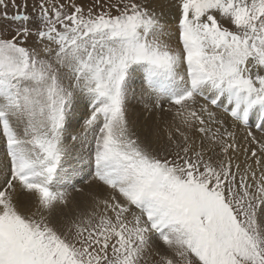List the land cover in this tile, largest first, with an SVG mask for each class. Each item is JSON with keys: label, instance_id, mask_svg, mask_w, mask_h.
Segmentation results:
<instances>
[{"label": "snow or ice", "instance_id": "obj_1", "mask_svg": "<svg viewBox=\"0 0 264 264\" xmlns=\"http://www.w3.org/2000/svg\"><path fill=\"white\" fill-rule=\"evenodd\" d=\"M0 264H264V0H0Z\"/></svg>", "mask_w": 264, "mask_h": 264}, {"label": "rangeland", "instance_id": "obj_2", "mask_svg": "<svg viewBox=\"0 0 264 264\" xmlns=\"http://www.w3.org/2000/svg\"><path fill=\"white\" fill-rule=\"evenodd\" d=\"M133 105H134V111H133V118L136 119L137 117H139V121L142 124L145 117H149L148 113H142V105L136 103L135 101H133ZM156 113L151 114L150 118H149V122H153L156 119Z\"/></svg>", "mask_w": 264, "mask_h": 264}, {"label": "bare ground", "instance_id": "obj_3", "mask_svg": "<svg viewBox=\"0 0 264 264\" xmlns=\"http://www.w3.org/2000/svg\"><path fill=\"white\" fill-rule=\"evenodd\" d=\"M137 84L139 83V81L136 82Z\"/></svg>", "mask_w": 264, "mask_h": 264}]
</instances>
